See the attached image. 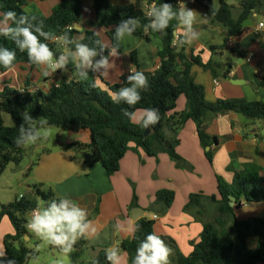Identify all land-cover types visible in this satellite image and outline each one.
Segmentation results:
<instances>
[{
	"label": "crops",
	"instance_id": "crops-1",
	"mask_svg": "<svg viewBox=\"0 0 264 264\" xmlns=\"http://www.w3.org/2000/svg\"><path fill=\"white\" fill-rule=\"evenodd\" d=\"M60 1L26 0L24 8L28 14L42 13L44 16H50ZM200 1L180 2L198 12L195 28L200 33V38L191 45H185V53L188 58L199 57L204 64L214 59L224 66H231L226 78H215L210 71L199 66L192 68L196 83L205 89L206 101L213 103L217 100L243 99L264 103V29L259 28L264 24V16L254 12L244 22L243 32L239 37L227 38L222 27L208 23L206 11ZM224 1L236 7L241 2ZM81 2L82 20L74 26L77 32L75 37H84L85 31H93L99 36L102 44L108 45V48L112 47L107 35L110 29L99 27L97 24L94 0ZM109 2L114 6H133L146 12L152 0H135V3H129V0ZM239 12L237 8L234 16L237 17ZM56 42L62 52L65 48L69 49L63 39ZM223 45H226V48L214 56L211 47ZM162 47L160 38H152L147 42L134 35L126 37L120 41L119 57H109L110 62L114 64L108 75L90 72L87 80L78 77L71 62L67 65L66 72L58 70L49 77L43 76L42 70L37 66L19 63L6 72L0 71V92L10 88L18 93L32 90L46 93L62 82L71 80L81 81L88 88L95 85L100 90L109 92L105 83L119 84L122 77L130 74L131 66L143 72H154L160 65L158 52ZM134 51L135 62L131 56ZM103 71L101 69V72ZM186 103V98L181 96L176 109L168 114L171 128L167 130V135L179 140L176 152L191 169L178 168L166 153L150 157L142 148L132 143L120 161L119 170L113 175H108L101 164L89 167L84 153L77 151L75 144H89L91 133L81 123L75 122L67 130L59 129L54 147L40 141L42 144L36 143L30 148L31 158L26 169L13 175L25 176L17 186L21 194L16 198L34 196L33 187L38 186L41 191H51L55 199L68 195L88 209L89 218L94 221L97 232L91 237L82 238L86 246L77 264H89L100 251H106L110 247L119 248L126 264H130L128 254L120 249V244L134 234L138 220H134L133 214H139L136 209L143 210L140 219L146 218L155 222V234L170 237L181 254L189 256L193 251L192 243L199 240L206 222L215 217L217 205L211 198L220 200L217 177L232 183L234 172L228 169L229 166L255 164L264 169V122L250 120L238 113L221 112L207 127V133L217 137L218 143L204 150L197 135V125L192 120L184 121L180 117L186 109ZM141 112L142 110L135 112L137 118ZM0 116L5 126H14V120L9 114L0 110ZM132 122L139 125L134 119ZM209 149L213 153L212 163L205 155V151ZM19 168L17 167V170ZM15 187L13 183L9 184V190ZM42 204L40 201L39 207ZM263 214L264 204L258 202L245 204L236 210V216L241 221ZM118 224L119 229L116 227ZM14 234L15 229L10 219L7 216L0 218V247L4 249V238ZM27 237L25 241H31L30 232ZM256 243V239H251L250 248L255 249ZM90 252L92 254L88 260H83Z\"/></svg>",
	"mask_w": 264,
	"mask_h": 264
},
{
	"label": "trees",
	"instance_id": "trees-1",
	"mask_svg": "<svg viewBox=\"0 0 264 264\" xmlns=\"http://www.w3.org/2000/svg\"><path fill=\"white\" fill-rule=\"evenodd\" d=\"M171 3L178 6L181 0H159L158 3ZM200 5L207 14L210 25L220 26L226 31L227 38H237L243 32L244 22L254 12L264 16V0H241L238 7L226 3L224 0H201ZM26 0H0V12L14 10L18 15L28 14L25 10ZM81 0H61L53 9L50 16L35 13L38 20H43L45 30L53 32L59 38L55 41H42L49 44L50 48L59 55L62 52L56 42L63 39L65 33L71 37L77 34L74 26L82 20ZM96 21L99 27L110 29L107 33L120 52V41L115 40V26L123 18L136 17L140 20V28L134 36L150 42L152 38H160L163 47L158 52L160 65L154 72H144L148 78L149 87L141 92L142 99L135 106L129 108L126 104L113 103L110 93H114L127 85V77H122L119 84L105 83L109 92L100 90L95 85L88 86L78 80L64 81L59 86L51 88L49 92L37 91L31 93L5 88L0 92V110L9 114L14 120V126L7 127L0 116V177L9 164L19 167L24 159L25 150L18 147L15 140L19 133V126L23 123L22 114L27 111L34 119L45 117L48 121L46 127L67 130L72 123H81L91 133L89 144H75L77 151L85 155L89 167L101 164L108 175L115 174L120 168V161L129 149L130 144L140 147L150 157L160 153L169 155L178 168L191 166L176 152L179 140L167 135L170 130L168 114L177 107V101L184 96L187 101L186 109L180 114L184 121L192 120L197 125V135L204 150L212 148L218 143L217 137L207 133L210 121L221 112L238 113L253 121L264 122V103L246 101L243 99L217 100L210 103L205 99V89L196 83L192 68L199 66L210 71L215 78H226L231 71L230 65H222L212 59L204 64L199 57L188 58L185 45L179 46L172 33L178 26L176 21L170 23L167 34L154 33L145 28L148 19L145 12L133 6L118 7L109 0H94ZM239 9V15L234 16V11ZM84 43L96 46L95 41L100 40L93 31H85ZM64 40V39H63ZM65 42V41H64ZM102 44V42H101ZM69 49L73 44H66ZM0 47H6L16 52L14 66L19 63L32 64L26 53L20 52L14 41L0 36ZM226 45L211 47L215 56L218 51H223ZM99 48L97 49V53ZM100 53V52H99ZM107 54V50L103 53ZM134 62L136 52L131 54ZM12 69V68H11ZM220 69H223L219 72ZM0 66V71L6 72ZM128 108L131 112L145 108L159 110V122L151 126V132L144 136V128L136 125L122 109ZM206 158L213 162L211 149L205 151ZM234 172L232 183H227L222 177H217L220 200L212 201L217 205L215 217L206 222L199 240L192 243L193 251L189 256L181 254L175 242L170 237H161L172 250L170 264H259L264 262V214L257 218L241 221L236 216V210L245 204H264V169L248 164L242 167L229 166ZM34 196L18 197L12 203L2 204L0 218L7 216L14 229V235L4 238V249L9 259H15L17 264H27L35 259L38 252L27 247L25 237L29 235L26 229L28 216L39 208V202L44 207L47 202L55 199L51 191H41L34 186ZM230 203L234 206L231 207ZM155 222L146 218L138 220L135 224L134 234L120 244V249L128 254L129 263L134 258L139 243L150 233L154 232ZM256 239L255 249L250 248L249 241ZM86 242L79 240L70 253L71 264H77L84 252ZM89 264H109L105 257V250Z\"/></svg>",
	"mask_w": 264,
	"mask_h": 264
},
{
	"label": "clouds",
	"instance_id": "clouds-1",
	"mask_svg": "<svg viewBox=\"0 0 264 264\" xmlns=\"http://www.w3.org/2000/svg\"><path fill=\"white\" fill-rule=\"evenodd\" d=\"M129 3H135V0H129ZM145 15L148 19L145 28L154 33L167 34L166 30L170 23L176 21L179 31L176 27L172 35L179 46L191 45L200 38V33L195 28L198 12L189 9L185 3H179L174 7L171 3H157L156 0H152ZM138 28H140L138 18L121 19L114 29L115 40L119 42L126 37H132ZM259 28L264 29V24ZM0 36L14 41L16 48L26 53L29 61L41 69L45 77L53 76L58 70L66 72L69 62L72 63L81 80H87L90 72L107 76L114 64L110 62L109 57H119V49L116 45L108 48V45L96 40V46H89L83 42L82 36L71 37L67 33L64 34L63 39L66 44H73L74 48H65L57 55L49 44L43 41H55L59 37L45 30L43 20H38L35 15H18L14 10H8L0 16ZM98 48L100 58L96 60L94 58L97 56ZM105 48H108V55L103 54ZM15 60V51L0 47V66L11 69ZM101 69L104 71L101 72ZM127 85L112 93L111 99L113 103H123L131 108L141 101V92L148 89L149 82L143 71L131 66ZM122 113L134 119L144 129H149L160 120L159 110L156 108L143 109L138 118L136 113L129 111L128 108L122 109ZM22 119L23 123L19 126L15 140L18 147L35 144L47 136V132L42 131L48 124L45 117L34 119L25 111ZM26 227L30 233L47 241L64 254L71 253L78 240L91 237L97 232L94 221L89 218L88 209L68 195L52 199L43 208L34 209ZM116 227L119 229L120 225ZM171 255L172 250L164 239L155 233H150L139 243L131 264H170ZM105 257L109 264H126L117 247L106 249ZM0 264H17L15 259L7 257L3 247H0ZM57 264L62 262L57 261Z\"/></svg>",
	"mask_w": 264,
	"mask_h": 264
},
{
	"label": "rangeland",
	"instance_id": "rangeland-1",
	"mask_svg": "<svg viewBox=\"0 0 264 264\" xmlns=\"http://www.w3.org/2000/svg\"><path fill=\"white\" fill-rule=\"evenodd\" d=\"M42 131H46L47 136L38 140L36 143L40 144L41 142H45L43 144L46 145L47 143L49 147H54V140L56 139V133L59 131V129L54 127H46ZM35 144L24 146V149H26L25 156L18 170L17 166L11 163L0 177V207L2 204L13 202L15 198L21 194V191L17 189V186L19 185L21 179H24L25 176L15 177L13 175L20 173V170L24 171L26 169L29 159L31 158L30 148L35 146ZM10 183H13L16 186L15 189L9 190ZM43 207L44 206L42 204L39 208ZM30 235L32 239L31 241L27 242V247L37 251L38 255L35 259L30 260L27 264H57V261H61L62 264H71V258L69 254L62 253L58 248L51 246L47 241L40 239L32 233H30ZM91 254L92 253L90 252L89 254L85 255L83 260H88L87 258L91 256Z\"/></svg>",
	"mask_w": 264,
	"mask_h": 264
},
{
	"label": "water",
	"instance_id": "water-1",
	"mask_svg": "<svg viewBox=\"0 0 264 264\" xmlns=\"http://www.w3.org/2000/svg\"><path fill=\"white\" fill-rule=\"evenodd\" d=\"M99 57H100V53L98 52L97 56L94 59L97 60ZM150 132H151L150 128L149 129H145L143 134L146 137V136H148L150 134ZM230 206L233 207L234 204L230 203ZM137 210H139V214H138V212L137 213L135 212V214H133L134 220H139L143 216V210L142 209H136V211ZM25 239H28V237L27 238L25 237Z\"/></svg>",
	"mask_w": 264,
	"mask_h": 264
},
{
	"label": "built area",
	"instance_id": "built-area-1",
	"mask_svg": "<svg viewBox=\"0 0 264 264\" xmlns=\"http://www.w3.org/2000/svg\"><path fill=\"white\" fill-rule=\"evenodd\" d=\"M38 90H32V91H29V92H31V93H35V92H37ZM32 213H33V211L30 213V219H31V216H32ZM157 217L155 216L154 217V219H156ZM26 229H27V227H26ZM29 232V231H28Z\"/></svg>",
	"mask_w": 264,
	"mask_h": 264
}]
</instances>
